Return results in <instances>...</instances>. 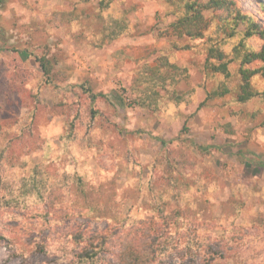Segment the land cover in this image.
I'll return each instance as SVG.
<instances>
[{"label": "rangeland", "instance_id": "obj_1", "mask_svg": "<svg viewBox=\"0 0 264 264\" xmlns=\"http://www.w3.org/2000/svg\"><path fill=\"white\" fill-rule=\"evenodd\" d=\"M234 1L264 28V0ZM217 11L205 12L215 25ZM181 13L176 0L102 11L99 0H0V264H87L78 235L105 244L106 264H123L130 244L148 264H264V99L236 101L238 61L226 79L205 69L207 35L169 27ZM236 42L222 45L227 58ZM246 42L257 51L262 39ZM31 52L54 62L50 83ZM161 54L186 70L176 90L192 99L162 91L157 109L141 108L133 87ZM223 82L227 94L205 99ZM251 85L264 90L260 75ZM35 169L44 198L24 188ZM64 172L83 177L93 210Z\"/></svg>", "mask_w": 264, "mask_h": 264}, {"label": "trees", "instance_id": "obj_2", "mask_svg": "<svg viewBox=\"0 0 264 264\" xmlns=\"http://www.w3.org/2000/svg\"><path fill=\"white\" fill-rule=\"evenodd\" d=\"M80 2H87L89 0H79ZM113 0H99L100 11L109 9ZM168 2L174 3L175 0H166ZM181 3L182 13L179 15L174 23L169 24L179 37L187 36L189 38H203L206 34L207 39L210 42L207 48V56L204 62L205 69L211 71L212 73H219L225 79L230 76V71L228 69V64L233 62V60L238 61V74L240 75L239 92L236 97V101L239 103H245L254 97H261L264 99V90L259 91L252 87L251 79L260 75L264 81V28H259L255 21L248 17L247 15L241 14L240 11L235 6L234 0H176ZM215 14L216 18L220 19L218 25H215L212 21V16H205V12L208 10H219ZM216 12V11H215ZM237 12V13H236ZM118 27L122 30L127 29L126 23L113 19ZM245 23V30L239 31L237 28L238 22ZM111 27V26H110ZM212 30V33L209 32ZM256 32L262 39V44L259 50H255L250 47L249 43L246 42V38L250 34ZM220 34L219 36L217 34ZM116 35L114 28L111 30L109 35ZM216 34V35H215ZM238 38V39H237ZM236 39L237 42L230 47V53L232 54L227 58L228 53L222 49V45L226 42H230ZM184 49L188 48L186 45ZM33 55L35 61L38 63L43 75L46 77L47 82L50 81L51 72L54 67V62L46 57L45 55H37L35 53H30ZM157 63L154 67L149 68L151 71L150 75H143L136 81L135 87H133V92L135 96L132 102L141 108L155 110L159 106L160 98L162 97V91L165 92L166 96L174 104L188 103L192 99L194 89H189L183 92L176 90V85L180 78L178 72L186 71L184 68L178 67L177 65L171 63L164 54H161L156 58ZM259 61L260 65L254 68H249L245 65L253 62ZM161 68H166L165 71H161ZM168 68V69H167ZM171 72V73H168ZM82 90L86 93H91V88L86 81L80 84ZM229 92V88L225 82H223L219 87L206 93L205 99H210L216 96H223ZM115 101L120 106L125 105V101L122 97H119L116 93L113 94ZM93 98L98 96H103L101 93H92ZM118 96V97H117ZM205 99L199 103L203 105ZM183 130H186L185 125H183ZM196 146V145H195ZM196 148L203 149L201 145H197ZM170 165V164H169ZM38 169H35L34 174H32L31 179L28 182L23 180L24 188L34 192L35 196L38 198H44V191L48 189L46 184V179L43 175L39 173ZM59 180L61 181H72L75 188L80 194L82 203L89 205V199L91 191L84 187V179L80 175H69L68 173H62L59 175ZM22 181V180H21ZM9 204V203H8ZM160 201H155L152 203L154 210L162 214L164 208L160 205ZM90 210L93 208L90 206ZM1 237V235H0ZM78 238L77 241L81 245L80 255L82 261H86L87 264H106L107 259L99 255L100 251L105 248V244L102 242L98 245H93L92 239L89 237H83L82 235L75 236ZM159 247H156L155 251L158 252L160 249L166 248V243L159 241ZM126 253L121 261L123 264H148L144 258H139L141 253L138 249L133 248L131 244L126 248ZM138 252V253H136Z\"/></svg>", "mask_w": 264, "mask_h": 264}, {"label": "crops", "instance_id": "obj_3", "mask_svg": "<svg viewBox=\"0 0 264 264\" xmlns=\"http://www.w3.org/2000/svg\"><path fill=\"white\" fill-rule=\"evenodd\" d=\"M190 69V68H189ZM197 93H198V91H197Z\"/></svg>", "mask_w": 264, "mask_h": 264}]
</instances>
